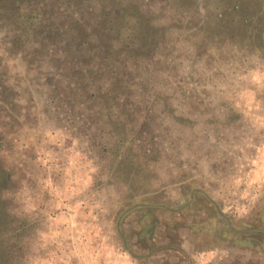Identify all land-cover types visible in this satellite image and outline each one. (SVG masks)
<instances>
[{
	"label": "trees",
	"instance_id": "1",
	"mask_svg": "<svg viewBox=\"0 0 264 264\" xmlns=\"http://www.w3.org/2000/svg\"><path fill=\"white\" fill-rule=\"evenodd\" d=\"M197 1L0 0V51L49 69L44 85L69 105V122L86 129L100 172L126 200L116 231L125 230L123 216L137 214V239L154 240L162 217H152L166 215L169 234L155 249H180L169 240L179 233L223 247L228 229L235 232L197 177L182 194L160 201L155 194L164 172L174 178L181 165L214 155L190 146L194 129L206 141L235 136L241 116L209 87L220 56L238 68L264 64V0ZM7 77L0 54V103L11 97ZM219 165L211 170L221 172Z\"/></svg>",
	"mask_w": 264,
	"mask_h": 264
},
{
	"label": "rangeland",
	"instance_id": "2",
	"mask_svg": "<svg viewBox=\"0 0 264 264\" xmlns=\"http://www.w3.org/2000/svg\"><path fill=\"white\" fill-rule=\"evenodd\" d=\"M0 54L11 93L0 103V263L6 258L10 264H264V64L238 68L220 56L219 70L206 74L212 77V98L242 118L235 136L206 141L194 129L190 146L197 151L207 146L214 155L192 168L181 165L174 178L164 172L163 188L155 194L157 201L182 194L197 177L235 232L228 229L223 247L179 233L180 239L169 240L180 249L162 250L153 246L169 234L165 214L151 216L162 217L154 240L137 239V214L123 216L125 230L116 231L126 200L100 172L86 129L69 122V105L44 85L49 69L29 65L16 52ZM187 132L182 134L189 137ZM180 148L186 150L184 144ZM184 159L182 154L179 160ZM215 161L221 172L211 170Z\"/></svg>",
	"mask_w": 264,
	"mask_h": 264
}]
</instances>
